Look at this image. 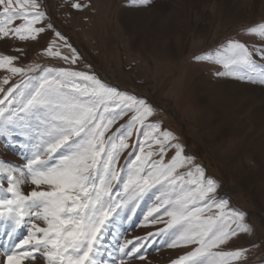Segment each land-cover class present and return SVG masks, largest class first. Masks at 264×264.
Wrapping results in <instances>:
<instances>
[{
	"label": "snow or ice",
	"instance_id": "6c2138e0",
	"mask_svg": "<svg viewBox=\"0 0 264 264\" xmlns=\"http://www.w3.org/2000/svg\"><path fill=\"white\" fill-rule=\"evenodd\" d=\"M63 6L80 10L87 5L67 0ZM18 17L23 23L8 27ZM46 20L40 0H0V38L36 40L52 31L45 53L75 64L78 53L50 20L41 24ZM246 31L264 38V22ZM58 41L70 50L68 55L57 50ZM18 59L0 56V68L21 77L18 84L0 87V135L14 141L15 132L20 137L16 146L26 153L23 164L0 160V226L8 239L0 246V264H37L41 258L45 264H125L124 257L145 259L140 255L144 247L161 236L169 248H190L170 264H244L249 248L224 249L249 231L245 214L217 198L215 180L174 142L173 134L158 122H148L155 111L145 98L93 73L39 64L13 66ZM194 59L220 64L226 71L217 75H246L264 83V47L250 50L230 38L214 56ZM0 83L7 85L9 79ZM133 133L136 140L129 144ZM129 148L126 165H120L121 153ZM25 186L30 188L26 193ZM150 194L154 203L145 219L150 225L164 222L165 227L117 240L115 251L109 250L106 241L116 236L112 226ZM21 228L27 234L16 241Z\"/></svg>",
	"mask_w": 264,
	"mask_h": 264
},
{
	"label": "rangeland",
	"instance_id": "374dc122",
	"mask_svg": "<svg viewBox=\"0 0 264 264\" xmlns=\"http://www.w3.org/2000/svg\"><path fill=\"white\" fill-rule=\"evenodd\" d=\"M66 2L40 0L47 20L78 53L75 64L45 53L52 31L36 40L0 38V56H19L13 62L17 67L39 64L93 73L111 86L145 98L155 111L148 122H158L162 130L173 134L174 142L183 145L206 176L215 180L217 198L227 201L229 209L245 214L249 231L239 234L224 250L249 248L244 264H264V83L250 81L246 75L244 79L217 75L226 71L220 64L194 59L214 56L230 38L250 50L264 47V38L246 31L248 26L264 22V0H80L87 5L80 10L63 6ZM21 23L18 17L8 27ZM56 48L62 55L70 53L63 41ZM254 59L259 61V57ZM4 78L9 79L7 85L0 83L5 89L21 80L19 74L0 68V82ZM126 119L118 120L107 135ZM12 135L14 141L8 134L0 135V160L23 164L26 153L16 146L20 137L15 132ZM135 140L133 133L128 143ZM130 151L121 153L120 165H126ZM23 190L26 193L30 188ZM153 203L154 194H150L135 205V212L121 214L112 226L116 236L106 241L109 250L115 251L117 240L144 237L165 227L164 222L150 225L145 219ZM37 223L44 226L42 221ZM26 234V228H21L14 240ZM6 242V229L0 226V246ZM189 250L169 248L164 236L154 237L140 253L145 259L124 260L125 264H170ZM37 264L45 261L41 258Z\"/></svg>",
	"mask_w": 264,
	"mask_h": 264
}]
</instances>
